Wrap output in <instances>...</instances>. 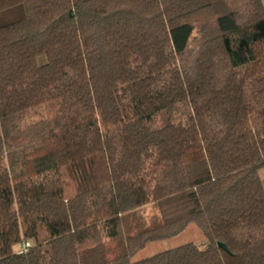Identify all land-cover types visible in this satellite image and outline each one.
Returning <instances> with one entry per match:
<instances>
[{
    "label": "trees",
    "instance_id": "trees-1",
    "mask_svg": "<svg viewBox=\"0 0 264 264\" xmlns=\"http://www.w3.org/2000/svg\"><path fill=\"white\" fill-rule=\"evenodd\" d=\"M17 3L0 27V264H264V0L0 12ZM191 223L202 245L132 262Z\"/></svg>",
    "mask_w": 264,
    "mask_h": 264
},
{
    "label": "rangeland",
    "instance_id": "rangeland-1",
    "mask_svg": "<svg viewBox=\"0 0 264 264\" xmlns=\"http://www.w3.org/2000/svg\"><path fill=\"white\" fill-rule=\"evenodd\" d=\"M23 15V5L21 3H17L14 6L1 11L0 27L21 19ZM259 175L262 179H264V168L259 171ZM144 212V215L148 218L155 214V210L152 206L146 207ZM204 242L205 236L203 232L200 230L197 224L191 223L183 233L174 238L148 244L142 251L137 253L132 258V262L141 261L164 251H168L189 243L202 245Z\"/></svg>",
    "mask_w": 264,
    "mask_h": 264
},
{
    "label": "built area",
    "instance_id": "built-area-1",
    "mask_svg": "<svg viewBox=\"0 0 264 264\" xmlns=\"http://www.w3.org/2000/svg\"><path fill=\"white\" fill-rule=\"evenodd\" d=\"M31 245H32L31 242H23L22 244H20L18 248V254L26 253L28 249L31 247Z\"/></svg>",
    "mask_w": 264,
    "mask_h": 264
},
{
    "label": "water",
    "instance_id": "water-1",
    "mask_svg": "<svg viewBox=\"0 0 264 264\" xmlns=\"http://www.w3.org/2000/svg\"><path fill=\"white\" fill-rule=\"evenodd\" d=\"M218 246H219L220 248H222L223 250L227 251V248H226L223 244L219 243Z\"/></svg>",
    "mask_w": 264,
    "mask_h": 264
}]
</instances>
